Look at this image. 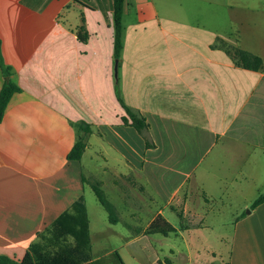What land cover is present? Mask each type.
Here are the masks:
<instances>
[{
    "label": "crops",
    "instance_id": "1",
    "mask_svg": "<svg viewBox=\"0 0 264 264\" xmlns=\"http://www.w3.org/2000/svg\"><path fill=\"white\" fill-rule=\"evenodd\" d=\"M193 4L207 11L186 8ZM217 4L234 3L125 0L116 67L112 0H0V90L1 63L19 87L0 121V256L21 259L37 233L83 196L93 264H193L190 241L214 221L213 206L233 212L226 264H264V202L251 208L264 191V40L244 46V20L234 32ZM81 18L84 42L76 36ZM217 38L259 56L263 68L237 66L212 48ZM115 75L123 102L149 123L153 148L122 122ZM79 121L92 132L80 161L69 160ZM95 182L120 223L100 210ZM135 187L152 210L144 225L129 197ZM171 206L198 219L172 235L184 251L169 235L124 227L145 229L158 215L169 222ZM205 235L197 264L215 257Z\"/></svg>",
    "mask_w": 264,
    "mask_h": 264
},
{
    "label": "trees",
    "instance_id": "2",
    "mask_svg": "<svg viewBox=\"0 0 264 264\" xmlns=\"http://www.w3.org/2000/svg\"><path fill=\"white\" fill-rule=\"evenodd\" d=\"M125 0H112V28H113V58L118 67L120 52L122 48V15ZM76 36L82 42L86 41L87 33L81 18V24L76 29ZM212 48L222 49L242 68L258 71L263 68L262 59L239 47L231 46L223 40L217 38ZM4 83L0 90V121L13 93L19 91V87L11 79L10 68L1 63ZM114 88L118 101L124 109L125 116L122 122L131 126L142 137L145 149L153 148L149 123L146 118L137 110L127 106L118 92V78L115 75ZM76 130L75 142L67 154V159L80 161L82 154L87 146V137L91 134V126L83 121L72 124ZM91 188L110 224L120 223L119 213L116 207L107 199L104 191L98 182L92 183ZM264 202V191L261 192L252 203L251 208ZM170 209L175 213L179 220L178 229L173 227L161 215L156 216L149 225L143 229L132 227L124 223V227L136 234L162 235L168 236L178 230L189 228L186 217L183 216L181 209L171 206ZM0 264H93L91 256L90 240L88 235V220L85 211L84 198L80 196L71 206L63 211L52 223L44 227L36 235L19 260L0 256ZM158 264H170L168 260L158 262Z\"/></svg>",
    "mask_w": 264,
    "mask_h": 264
},
{
    "label": "rangeland",
    "instance_id": "3",
    "mask_svg": "<svg viewBox=\"0 0 264 264\" xmlns=\"http://www.w3.org/2000/svg\"><path fill=\"white\" fill-rule=\"evenodd\" d=\"M220 1V0H218ZM219 3V2H218ZM233 5L231 7V10L223 9L221 5L217 4L216 12L218 15V18H221L223 21L222 24H228L232 22V28L233 31L237 30L235 28H241L236 27L239 26L240 20H244V24L242 26V29H244V36H240V40L244 41V46L246 44H250L252 41H257V46H260V42L258 40H264V0H233ZM186 8H189L190 11H197L199 13L207 11L204 6H197V5H190ZM242 13L244 15V18L238 19V14ZM223 15V16H222ZM226 19V21H225ZM225 21V22H224ZM232 31V32H233ZM235 32V31H234ZM234 34V33H233ZM235 36V35H233ZM207 187H214V181H211V184H209ZM189 189V187H186ZM187 191V190H185ZM93 197V196H92ZM130 201L134 203V205L137 207V215H140L142 217V220L140 221V224L144 225L150 216L152 215V210L148 209L146 207L147 199L145 193H142L138 190V187H135L130 189ZM110 202H113V200L110 197H107ZM192 202L197 200V197H190ZM195 198V199H194ZM190 200V201H191ZM200 201H203V199L200 198ZM188 208H193L191 204L188 205ZM213 214H214V221H211L209 224L208 230L202 231L199 238H192L190 241V244L192 246L190 247L192 249L193 253V264H197V252L195 250L197 249L199 251V254L202 258H205L206 253H203L202 248L198 247V242H200L201 237L205 235L208 237V240L210 242V246L212 248V251L215 252L214 258H208L213 264H226L229 262V256L231 252V243H230V234L233 230L232 222L229 221L232 218L233 212L225 211V208H223L224 211H218L219 206H213ZM100 210L103 212L104 216L106 217V213L100 206ZM166 216L171 224H177L179 221L178 219L172 214L171 212H166ZM107 219V217H106ZM194 221V222H193ZM198 219H195L194 216L189 215L186 217V222L189 223L191 226L192 223H197ZM173 234L169 235L174 241L175 244H178L181 251H184L185 243L181 241L180 239H177L175 236H172ZM219 238H222V240H219ZM204 240V238H202ZM198 241V242H197ZM214 244V245H213ZM194 246V247H193ZM192 262H190L191 264ZM174 264H189L186 262L180 263L179 260H175ZM205 264V263H203Z\"/></svg>",
    "mask_w": 264,
    "mask_h": 264
},
{
    "label": "water",
    "instance_id": "4",
    "mask_svg": "<svg viewBox=\"0 0 264 264\" xmlns=\"http://www.w3.org/2000/svg\"><path fill=\"white\" fill-rule=\"evenodd\" d=\"M116 66V65H115ZM116 68V67H115Z\"/></svg>",
    "mask_w": 264,
    "mask_h": 264
}]
</instances>
